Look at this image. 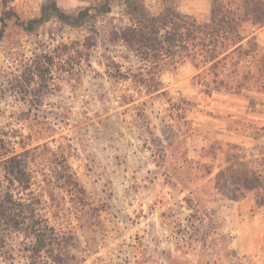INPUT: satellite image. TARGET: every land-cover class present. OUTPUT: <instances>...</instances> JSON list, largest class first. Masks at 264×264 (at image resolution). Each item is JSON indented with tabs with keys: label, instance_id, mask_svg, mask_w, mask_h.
<instances>
[{
	"label": "rangeland",
	"instance_id": "1",
	"mask_svg": "<svg viewBox=\"0 0 264 264\" xmlns=\"http://www.w3.org/2000/svg\"><path fill=\"white\" fill-rule=\"evenodd\" d=\"M49 1L0 0V17L7 4L23 19L33 18ZM55 1L76 15L106 0ZM138 1L153 13L171 7L200 21L209 18L210 0ZM109 4L110 13L90 11L78 27L51 19L29 34L9 23L0 43V132L15 135V142L32 133L24 142L33 160V188L45 193L49 225L65 234L64 264H128L123 245L131 224L137 228L136 264H147L142 212L149 204L170 203L166 186L174 177L186 189L191 178L198 206L188 232L191 249L184 244L186 231L171 223L182 239V264L194 263L195 248L197 264H264V207L255 208L252 193L239 204L226 200L213 183L229 156L264 174V95L207 96L190 64L161 75L164 96L135 92L126 76L142 62L114 37L129 23L124 0ZM242 29L254 32L264 48V26L249 21ZM53 55L59 63L40 66L38 77L37 63ZM49 126L52 131L43 129ZM255 215L261 221L256 225ZM57 253L54 246L52 255ZM16 264L25 262L17 258Z\"/></svg>",
	"mask_w": 264,
	"mask_h": 264
},
{
	"label": "trees",
	"instance_id": "2",
	"mask_svg": "<svg viewBox=\"0 0 264 264\" xmlns=\"http://www.w3.org/2000/svg\"><path fill=\"white\" fill-rule=\"evenodd\" d=\"M124 4L129 23L118 28L114 37L142 62L143 68H138L137 73L129 69L126 76V79L131 78L130 88L135 92L144 96H164L161 75L190 64L207 96L214 92L264 95V48L258 44L254 32L244 35L242 29L249 21L252 25L264 26V0H210L207 21L171 7L153 13L138 0H124ZM90 11L101 15L110 13L109 0L99 8H87L76 15L65 13L55 0H51L41 7L38 16L29 19H23L4 4L0 17V43L9 23L29 34L51 19L78 27L91 17ZM57 63L56 56H45L37 63V76L43 74L42 65L54 67ZM43 129L52 131L51 126ZM35 135H40L38 139H41L43 134ZM15 137L0 132V264H16L17 258L25 264H49L46 253H50L53 264H64L65 253H61V245L66 241L65 234L60 232V236L49 225L43 213L45 193H36L33 188V160L24 142L32 137V133L20 136L19 142L14 141ZM17 146L20 152H17ZM229 157L227 166L213 177L216 191L229 201H240L252 193L255 208H263L262 170L238 158L231 162ZM54 246L60 252L56 256L52 255Z\"/></svg>",
	"mask_w": 264,
	"mask_h": 264
},
{
	"label": "crops",
	"instance_id": "3",
	"mask_svg": "<svg viewBox=\"0 0 264 264\" xmlns=\"http://www.w3.org/2000/svg\"><path fill=\"white\" fill-rule=\"evenodd\" d=\"M173 181V185L168 184L166 186L172 189L170 203L173 208H170V203H165L164 206L163 202L161 206L149 204L147 209H144L142 212V224L145 228H143L144 231L142 232L143 244L141 252L145 256V260L147 261H145V263L147 264H177L176 261L179 263L182 261V239L171 230V223L175 221H177V225H179L180 229L183 228V230L186 231L189 244L186 241L184 244L189 245V248L191 249L192 238L191 234H188V232H191L192 228V213L195 215L198 209L196 192L192 190L191 178L186 182L188 185L187 189L182 187V183L175 177ZM242 200L231 202L239 204ZM148 201L152 203L150 197H148ZM166 208L168 209L167 212H165ZM258 219L259 216L255 215L252 223L256 225L257 222L260 221ZM136 229L137 228L131 224V237H128L123 245L126 249L125 260L128 264H136V260L139 258V245L136 241ZM162 231L163 233H161ZM194 252V263H197L196 248ZM155 258L157 260L153 261ZM189 261L191 262V259Z\"/></svg>",
	"mask_w": 264,
	"mask_h": 264
}]
</instances>
